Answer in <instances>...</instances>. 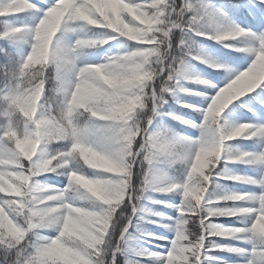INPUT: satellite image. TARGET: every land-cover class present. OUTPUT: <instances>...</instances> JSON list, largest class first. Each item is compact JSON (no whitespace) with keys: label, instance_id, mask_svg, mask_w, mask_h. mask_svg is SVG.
<instances>
[{"label":"snow or ice","instance_id":"6c2138e0","mask_svg":"<svg viewBox=\"0 0 264 264\" xmlns=\"http://www.w3.org/2000/svg\"><path fill=\"white\" fill-rule=\"evenodd\" d=\"M0 41V264H264V0H0Z\"/></svg>","mask_w":264,"mask_h":264},{"label":"rangeland","instance_id":"374dc122","mask_svg":"<svg viewBox=\"0 0 264 264\" xmlns=\"http://www.w3.org/2000/svg\"><path fill=\"white\" fill-rule=\"evenodd\" d=\"M238 23H239V21H238ZM3 46V41H0V47H2ZM206 50H209L210 51V49H208V46L207 45H204L203 46ZM237 55H239V53H237ZM2 56H0V62H2ZM192 64H193V70L194 71H196V72H198V73H201L202 75H204V76H207L208 78H211V74L213 73V69H211V68H208V69H206V71L204 70L205 69V66L204 65H200V64H196V62H192ZM245 67H246V65H245ZM242 70V69H241ZM186 87H190V88H196L197 87V85H194V84H186L185 85ZM177 99H179V100H181L182 102H188V103H202V101H196L195 99H196V97H187V96H184V95H177ZM185 111H187V112H185V113H180V115H191V113L189 112V110L188 109H185V108H183ZM164 120H165V118H164ZM180 127H181V131H183L184 129H183V126H181V125H179ZM188 132H189V134H195V132L193 131V130H188ZM218 239H220V238H218Z\"/></svg>","mask_w":264,"mask_h":264},{"label":"trees","instance_id":"16d2710c","mask_svg":"<svg viewBox=\"0 0 264 264\" xmlns=\"http://www.w3.org/2000/svg\"><path fill=\"white\" fill-rule=\"evenodd\" d=\"M202 47L204 45H201ZM216 47H219L218 45ZM224 51H229V49H224ZM237 55V53H236ZM242 99H247V97H244ZM197 102L200 101L199 98H196L195 99ZM181 101V100H180ZM240 101H236L234 103L238 104ZM166 108H168V110H171V111H174L178 114H180L181 112L182 113H185L187 111H185L179 104L176 103V100L175 99H170L169 100V105L166 106ZM165 124H167L169 127H172L174 128L175 130L177 131H181V127L179 126L178 123H176L175 121H169L167 118H165ZM239 139V138H238ZM215 222H218V223H224L227 221L228 218H213ZM150 230H154V229H151V226H148Z\"/></svg>","mask_w":264,"mask_h":264}]
</instances>
